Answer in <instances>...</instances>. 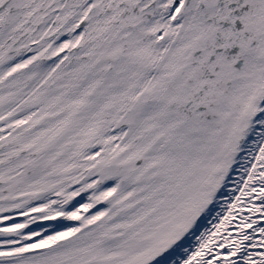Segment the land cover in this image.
<instances>
[{
	"label": "snow or ice",
	"instance_id": "1",
	"mask_svg": "<svg viewBox=\"0 0 264 264\" xmlns=\"http://www.w3.org/2000/svg\"><path fill=\"white\" fill-rule=\"evenodd\" d=\"M0 264H264V0H0Z\"/></svg>",
	"mask_w": 264,
	"mask_h": 264
}]
</instances>
